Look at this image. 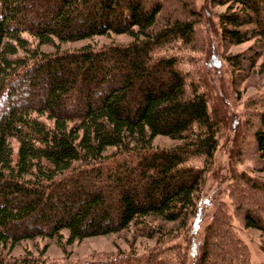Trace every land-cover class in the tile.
Returning a JSON list of instances; mask_svg holds the SVG:
<instances>
[{
    "label": "trees",
    "instance_id": "1",
    "mask_svg": "<svg viewBox=\"0 0 264 264\" xmlns=\"http://www.w3.org/2000/svg\"><path fill=\"white\" fill-rule=\"evenodd\" d=\"M213 1L227 4L217 15L222 35L234 43L264 38V0ZM164 6V0H0V264H186L181 249L176 261L163 258L179 249L171 243L141 257L65 263L4 252L22 239L67 230L68 243L132 223L153 237L164 230L151 221L179 219L183 226L197 217V192L225 116L210 108L207 92L176 56L162 52L174 40L191 43L195 11ZM109 33L132 39L39 49L55 39ZM229 60L241 64L236 55ZM254 116L252 148L239 154L256 152L263 171L264 107ZM157 135L179 141L160 147L152 143ZM232 175L231 212L217 207L194 264H250L246 244L229 228L232 215L264 232V176Z\"/></svg>",
    "mask_w": 264,
    "mask_h": 264
},
{
    "label": "rangeland",
    "instance_id": "2",
    "mask_svg": "<svg viewBox=\"0 0 264 264\" xmlns=\"http://www.w3.org/2000/svg\"><path fill=\"white\" fill-rule=\"evenodd\" d=\"M185 4L197 15H194L197 23L191 43L185 45L174 40L167 46L168 49L162 52L176 56L179 66L194 80L198 89L207 92L210 108L218 109L225 116L218 134L212 165L202 188L197 192V217L192 219L193 216H190L183 226L179 219L151 221L150 225L159 224L164 230L161 235L157 233L153 237L142 235L139 226L132 223L120 231L86 236L67 243L68 232L63 230L61 235L55 237L37 236L22 239L13 245L7 243L4 252L8 258H19L30 253L49 263H65L103 260L122 253L141 257L161 244L171 243L179 249L166 251L163 255L166 261L169 258L174 261L175 252L181 249V255L185 256L184 262L194 264L200 253L204 229L210 223L217 207L223 203L231 212L229 190L233 183L234 170H245L253 175L264 176V170L257 169L256 152H247L252 148L249 134L254 126L250 127V124L256 122L255 113L264 107V38L255 36L241 43H234L222 35L217 15L226 10L227 4H219L213 0H164V12H168L170 8L178 9ZM24 35L35 45L36 39L27 33ZM131 39L132 36L126 33H109L76 41L55 39L52 43L40 44L39 49H75L86 44L99 46L109 42L123 44ZM233 55L238 57L240 65H233L229 60ZM226 116H229V121ZM237 133L239 134L236 140ZM178 141L165 135H157L152 139V143L160 147H171ZM244 149H247V153L245 156L240 155V151ZM192 162L201 164L199 159H193ZM229 228L246 244L249 263L264 264V232L255 227H245L242 219L233 215ZM159 238L161 242L158 243Z\"/></svg>",
    "mask_w": 264,
    "mask_h": 264
},
{
    "label": "bare ground",
    "instance_id": "3",
    "mask_svg": "<svg viewBox=\"0 0 264 264\" xmlns=\"http://www.w3.org/2000/svg\"><path fill=\"white\" fill-rule=\"evenodd\" d=\"M203 22V21H202ZM206 23V22H205ZM207 24V23H206ZM208 25V24H207ZM207 27V26H206ZM209 28V27H208ZM204 29H205V26H204ZM229 93V92H228ZM227 94V93H226ZM230 96V95H229ZM230 98V97H229ZM234 100V99H233ZM243 102V101H242ZM213 104V103H212ZM242 105V104H241ZM240 114V113H239ZM228 117L229 116H227V120H228ZM229 121V120H228ZM233 121V120H232ZM238 121V120H237ZM237 121H234V122H237ZM238 123V122H237ZM235 127V126H234ZM234 127H233V129H234ZM232 128V127H231ZM227 133V132H226ZM230 162V161H229ZM231 169V168H230ZM228 198V197H227ZM230 200V199H229ZM228 201V200H227Z\"/></svg>",
    "mask_w": 264,
    "mask_h": 264
}]
</instances>
